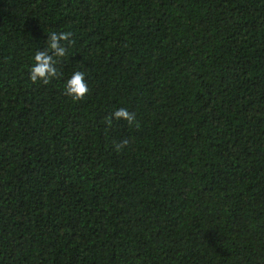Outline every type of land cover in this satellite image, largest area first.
<instances>
[{"label":"trees","instance_id":"trees-1","mask_svg":"<svg viewBox=\"0 0 264 264\" xmlns=\"http://www.w3.org/2000/svg\"><path fill=\"white\" fill-rule=\"evenodd\" d=\"M0 264H264V0H0Z\"/></svg>","mask_w":264,"mask_h":264},{"label":"clouds","instance_id":"clouds-1","mask_svg":"<svg viewBox=\"0 0 264 264\" xmlns=\"http://www.w3.org/2000/svg\"><path fill=\"white\" fill-rule=\"evenodd\" d=\"M70 31L52 32L47 37L46 47L34 53L32 66L29 69V79L33 84L38 82L47 85L54 78L58 79L61 73L58 65L68 57L69 48L75 43L71 38ZM89 93L88 84L85 81V73L74 71L70 78L63 83V94L73 102L82 101ZM124 120L129 125L138 123L135 120V113L129 112L126 108H119L108 116L104 117V123L111 127L113 120ZM128 140H122L114 144V149L120 151L128 145Z\"/></svg>","mask_w":264,"mask_h":264}]
</instances>
